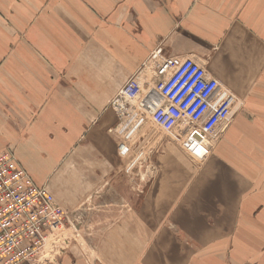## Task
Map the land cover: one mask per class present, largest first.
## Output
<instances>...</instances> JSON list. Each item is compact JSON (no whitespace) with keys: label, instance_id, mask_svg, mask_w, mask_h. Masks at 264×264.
I'll use <instances>...</instances> for the list:
<instances>
[{"label":"crops","instance_id":"obj_1","mask_svg":"<svg viewBox=\"0 0 264 264\" xmlns=\"http://www.w3.org/2000/svg\"><path fill=\"white\" fill-rule=\"evenodd\" d=\"M187 57L212 88L184 113L196 120L178 128L179 145L210 130L207 156H168L165 144L159 173L100 172L94 201L106 209L85 221L129 222L98 234L92 264H264V0H0V145L17 143L20 163L54 190L66 131L101 128L108 87H156L159 64Z\"/></svg>","mask_w":264,"mask_h":264},{"label":"rangeland","instance_id":"obj_2","mask_svg":"<svg viewBox=\"0 0 264 264\" xmlns=\"http://www.w3.org/2000/svg\"><path fill=\"white\" fill-rule=\"evenodd\" d=\"M172 71L173 69L167 66L158 69L157 73L162 76V80L156 81L155 85L160 84ZM123 86L120 88L108 87V91L113 93V95L108 103V111L110 112H103L104 114L100 115L101 128L66 131L68 133L65 139L68 142V145L65 146L66 153H59L60 159L65 160L63 163L65 165L60 170L66 175V178L64 183H55L56 193L51 185V176L39 179V182L43 183H38L32 174L20 163L16 152L18 149L17 143L12 142L8 145H0V155L12 152L15 159H18L17 161L29 172L34 181L40 186H45L49 189L56 203L63 210L64 221L57 227L48 230L41 247L22 264H57L62 257L64 261L69 260L71 262L72 259L79 258V260H84L91 264V261L98 260V257H90V251L99 247L100 238L98 234L111 232L115 225L124 227L121 224L129 222L85 221L86 219H97L99 214L106 209V207H100L94 201L102 193L100 189L105 182V178L102 177L103 175L100 172L116 169L145 172L147 168H150L155 169L154 171L159 173L160 170L168 168V164L163 165V163L154 161L165 144H168L171 148V151H167L169 153L168 156L173 154L175 156L181 153L189 160H196L198 157L203 159L207 156L203 150L211 147L212 142L203 145L202 141L210 137V130H205L206 136L201 140L200 136L202 133L199 132L197 135L195 134L197 130L194 128L193 130L190 129L186 134L187 145L183 141V146L179 145L178 128L183 125H193L196 120V115L187 117L184 114L190 110L191 101L180 108L176 125L171 129H164L153 121L149 113H145L140 105V99L125 101L128 107V111L125 113H120L115 109L113 100L120 96ZM140 86H142L144 92L148 89H156L155 91L157 92L158 89V87H150L146 81L143 84L140 82ZM204 89L205 87H200L196 92L195 98L198 99L204 95ZM195 98L189 99L194 100ZM196 104L198 105L199 103L197 102ZM191 110L195 111V109ZM72 134H74L73 137L71 136ZM62 137L60 131L59 138L61 141ZM193 141L197 144L189 145ZM59 149L63 150L64 147L60 146ZM115 159H117V162ZM157 164H160L162 169ZM175 168H178L177 162H175ZM94 171L98 172V176L91 174ZM67 181L72 187L78 186L79 192L63 193ZM115 181L113 179V184ZM117 182L120 183V180L118 179ZM138 184H142V180H139ZM81 186L83 187L81 188ZM170 196L168 194L158 195L159 200L157 203L159 204L165 200L169 202L168 198ZM91 199L93 201H90ZM127 206L130 207V204L123 203V208ZM132 222L137 224L138 227L143 224V221ZM59 264L61 263L59 262Z\"/></svg>","mask_w":264,"mask_h":264},{"label":"built area","instance_id":"obj_3","mask_svg":"<svg viewBox=\"0 0 264 264\" xmlns=\"http://www.w3.org/2000/svg\"><path fill=\"white\" fill-rule=\"evenodd\" d=\"M165 66L173 71L156 86L157 92L156 89L144 92L137 80L130 79L113 100L115 109L125 113L128 111L125 101L140 99L142 109L154 122L171 129L178 121L180 108L190 101V110L201 105L212 88L205 67L192 57L177 63L167 61L157 69ZM200 87H205L204 95L197 99ZM192 97L195 99H189ZM63 221V210L49 189L37 184L12 152L1 154L0 264H22L41 247L48 230Z\"/></svg>","mask_w":264,"mask_h":264},{"label":"bare ground","instance_id":"obj_4","mask_svg":"<svg viewBox=\"0 0 264 264\" xmlns=\"http://www.w3.org/2000/svg\"><path fill=\"white\" fill-rule=\"evenodd\" d=\"M17 158V157H16ZM18 160V159H17Z\"/></svg>","mask_w":264,"mask_h":264}]
</instances>
